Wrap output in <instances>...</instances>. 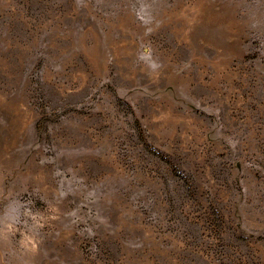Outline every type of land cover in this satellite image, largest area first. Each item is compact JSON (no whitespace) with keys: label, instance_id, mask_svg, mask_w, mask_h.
Listing matches in <instances>:
<instances>
[{"label":"rangeland","instance_id":"rangeland-1","mask_svg":"<svg viewBox=\"0 0 264 264\" xmlns=\"http://www.w3.org/2000/svg\"><path fill=\"white\" fill-rule=\"evenodd\" d=\"M0 264H264V0H0Z\"/></svg>","mask_w":264,"mask_h":264}]
</instances>
